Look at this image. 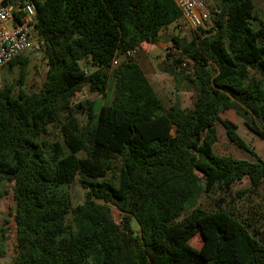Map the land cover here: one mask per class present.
Instances as JSON below:
<instances>
[{
  "label": "trees",
  "instance_id": "obj_1",
  "mask_svg": "<svg viewBox=\"0 0 264 264\" xmlns=\"http://www.w3.org/2000/svg\"><path fill=\"white\" fill-rule=\"evenodd\" d=\"M255 9L254 0H219L211 27L189 41L172 35L195 62L191 75L178 70L183 57L164 68L185 74L197 91L194 107L185 109L164 107L128 55L143 42L158 44L181 21L173 0L37 2L46 79L27 91L31 59L22 55L7 64L19 69L17 81L0 89V198L8 193L2 182L13 183V264H264L258 229L252 233L228 208L197 204L244 178L252 188L264 180L263 160L214 149L220 123L230 141L250 150L238 124L222 116L229 110L264 138V24L252 26ZM85 86L111 93V101L76 102ZM50 125L61 140L46 138ZM77 177L88 196L73 206L64 187ZM197 233L199 248L191 243Z\"/></svg>",
  "mask_w": 264,
  "mask_h": 264
},
{
  "label": "rangeland",
  "instance_id": "obj_2",
  "mask_svg": "<svg viewBox=\"0 0 264 264\" xmlns=\"http://www.w3.org/2000/svg\"><path fill=\"white\" fill-rule=\"evenodd\" d=\"M256 4L255 13L258 19L251 20V24L255 29H259L264 24V0H254ZM219 0H214V10H217ZM179 26H182L179 29ZM210 26V23H207ZM206 28V27H205ZM172 35L179 36L185 41H189L195 35V30L184 25L183 21L171 25L169 28L162 32V39L158 44L152 46L149 50L141 48L135 55V59L140 62L152 82L158 96L160 97L164 107L168 108L173 104H180L185 109L194 107L197 91L195 90L192 82L185 76L193 73L195 62L189 57H183L179 49L175 48L172 41ZM172 48V50L170 49ZM171 54V55H168ZM150 61H146L144 58ZM169 56V57H168ZM184 62L178 68L185 71V74L178 77L172 72L164 70L166 62L171 58H182ZM31 63L26 78L25 88L29 92L38 91L43 86L47 75V62L43 52L34 55L30 54ZM124 57L116 59L114 65L122 61ZM149 63V64H148ZM19 77V69L14 68L12 71L5 65L0 68V89L6 84H15ZM17 90V87H15ZM111 93L105 97L102 94L93 93L88 86H85L83 91L79 93L75 100H94L101 105L111 101ZM222 116L233 120L238 124V133L246 141L249 146V151L239 147L236 143L229 140L226 130L222 124H218L219 139L215 143L214 149L216 153L222 155H231L241 159L250 161H264V138L251 132L243 122V118L236 113L235 110L225 111ZM83 123L85 117L80 115ZM49 134L46 138L50 140H61L60 129L57 125H50ZM174 132V131H173ZM204 183V180H202ZM3 187L7 189L8 193L0 198V262L2 264H13L14 257L17 251V225L15 219V200L13 183L4 180ZM64 189L70 194L73 206L82 204L87 196L88 190L85 189L77 177L76 181L72 184L65 186ZM198 205L206 210H216L218 206L228 208L233 211L239 218L247 224H250V231L255 232L259 230L258 237H264V180L256 188L251 187L250 180L244 178L240 182H236L229 189H218L215 195L203 194L199 200ZM114 217L118 224L121 222V212L112 206ZM187 212L184 214L186 215ZM135 232L139 234V227L137 223L133 222ZM193 246L199 248L203 243V236L197 233L191 240Z\"/></svg>",
  "mask_w": 264,
  "mask_h": 264
},
{
  "label": "built area",
  "instance_id": "obj_3",
  "mask_svg": "<svg viewBox=\"0 0 264 264\" xmlns=\"http://www.w3.org/2000/svg\"><path fill=\"white\" fill-rule=\"evenodd\" d=\"M45 1L47 0H0V68L19 56L43 52L44 40L38 35L36 24L37 2ZM173 1L182 13L181 21L184 25L192 30L212 26L214 0ZM139 50V47L134 48L128 55L135 57Z\"/></svg>",
  "mask_w": 264,
  "mask_h": 264
},
{
  "label": "crops",
  "instance_id": "obj_4",
  "mask_svg": "<svg viewBox=\"0 0 264 264\" xmlns=\"http://www.w3.org/2000/svg\"><path fill=\"white\" fill-rule=\"evenodd\" d=\"M155 44H152V43H148V42H143L140 46H139V48L141 49H145L146 47H148L149 48V50L147 51V52H145V53H149V51H151V49H152V46H154ZM145 59H146V61H150L148 58H147V55H145V57H144ZM139 62V61H138ZM139 64H140V62H139ZM149 64V63H148ZM141 65V64H140ZM141 67H142V65H141ZM142 69L144 70V68L142 67ZM144 72H145V70H144ZM146 73V72H145ZM147 75V74H146ZM148 76V75H147ZM149 78V77H148ZM150 80V79H149ZM151 82V81H150ZM152 83V82H151ZM153 85V84H152ZM154 87V86H153Z\"/></svg>",
  "mask_w": 264,
  "mask_h": 264
}]
</instances>
